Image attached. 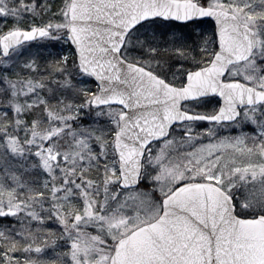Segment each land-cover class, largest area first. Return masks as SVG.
I'll list each match as a JSON object with an SVG mask.
<instances>
[{
	"label": "snow or ice",
	"instance_id": "1",
	"mask_svg": "<svg viewBox=\"0 0 264 264\" xmlns=\"http://www.w3.org/2000/svg\"><path fill=\"white\" fill-rule=\"evenodd\" d=\"M0 264H264V0H0Z\"/></svg>",
	"mask_w": 264,
	"mask_h": 264
}]
</instances>
